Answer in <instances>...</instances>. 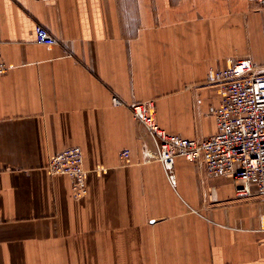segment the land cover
Here are the masks:
<instances>
[{
  "label": "crops",
  "instance_id": "1",
  "mask_svg": "<svg viewBox=\"0 0 264 264\" xmlns=\"http://www.w3.org/2000/svg\"><path fill=\"white\" fill-rule=\"evenodd\" d=\"M38 24L58 42L38 43ZM232 58L264 74V6L0 0V264H264V197L183 156L173 187L130 108L154 100L169 132L212 137L208 73ZM70 146L83 149L82 198L48 170Z\"/></svg>",
  "mask_w": 264,
  "mask_h": 264
},
{
  "label": "built area",
  "instance_id": "2",
  "mask_svg": "<svg viewBox=\"0 0 264 264\" xmlns=\"http://www.w3.org/2000/svg\"><path fill=\"white\" fill-rule=\"evenodd\" d=\"M264 6V0H249ZM36 41L58 42L49 29L38 24ZM10 66L0 60V76ZM209 81L219 86L221 102L210 111L217 121V133L206 139L188 138L169 132L156 117L154 100L130 104L133 116L151 135L155 157L163 165L169 182L176 187L175 160L183 156L190 161L202 160L210 176L233 177L237 194L252 195L255 187L264 197V74L257 71L252 59L229 60L223 68L211 67ZM115 104H123L114 97ZM123 157L130 150L122 151ZM51 174H67L75 198L88 193L84 154L80 146H70L53 156L48 165Z\"/></svg>",
  "mask_w": 264,
  "mask_h": 264
}]
</instances>
